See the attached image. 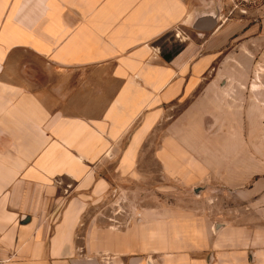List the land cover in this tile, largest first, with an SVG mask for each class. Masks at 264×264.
Segmentation results:
<instances>
[{"label": "crops", "instance_id": "crops-1", "mask_svg": "<svg viewBox=\"0 0 264 264\" xmlns=\"http://www.w3.org/2000/svg\"><path fill=\"white\" fill-rule=\"evenodd\" d=\"M194 9L0 0V264H264L246 86ZM138 180L188 200L132 207Z\"/></svg>", "mask_w": 264, "mask_h": 264}, {"label": "rangeland", "instance_id": "rangeland-1", "mask_svg": "<svg viewBox=\"0 0 264 264\" xmlns=\"http://www.w3.org/2000/svg\"><path fill=\"white\" fill-rule=\"evenodd\" d=\"M184 2L188 10L198 8L202 13L213 14L219 18L217 29L211 33L218 35L225 42L221 54L232 53L228 62L223 63L224 68L230 70L229 75L233 79L246 86L248 96L246 103L247 153L248 156H256L258 160L264 161V0H184ZM186 36H188V31L183 28L176 32V37H181L185 41L188 39ZM28 59H31V56H28ZM220 59L221 56H218L216 65L221 64ZM34 60L39 61L37 58ZM7 103L10 106V100ZM13 150L0 149V152H7L9 155L13 153ZM146 151V160H150L152 152L148 149ZM143 166L141 164L140 168ZM150 167H153V172L158 171L154 169L155 166ZM159 182L158 180L130 182V206H151L165 199L171 203L187 202L188 199L184 195L180 197L172 192L171 195L159 196L158 192L148 190L158 187ZM251 182L248 180L249 184ZM172 184L173 182H168L166 187L172 188L174 186ZM228 197L230 196L224 191L215 194L216 202L220 203L224 201L232 203L234 197L231 199ZM121 201L126 203L128 199L126 201V197H121L119 202Z\"/></svg>", "mask_w": 264, "mask_h": 264}, {"label": "water", "instance_id": "water-1", "mask_svg": "<svg viewBox=\"0 0 264 264\" xmlns=\"http://www.w3.org/2000/svg\"><path fill=\"white\" fill-rule=\"evenodd\" d=\"M195 9L200 15L195 18L191 28L198 33L214 32L218 27L219 18L213 14L202 13L198 8Z\"/></svg>", "mask_w": 264, "mask_h": 264}, {"label": "trees", "instance_id": "trees-1", "mask_svg": "<svg viewBox=\"0 0 264 264\" xmlns=\"http://www.w3.org/2000/svg\"><path fill=\"white\" fill-rule=\"evenodd\" d=\"M170 58H171L170 56H168V57H167V56H165V59H166L167 61H169V60H170Z\"/></svg>", "mask_w": 264, "mask_h": 264}]
</instances>
